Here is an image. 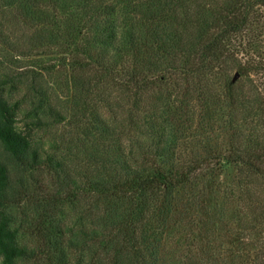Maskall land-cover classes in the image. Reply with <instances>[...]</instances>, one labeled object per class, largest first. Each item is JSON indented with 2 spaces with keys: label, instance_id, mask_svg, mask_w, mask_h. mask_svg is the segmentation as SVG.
<instances>
[{
  "label": "trees",
  "instance_id": "trees-1",
  "mask_svg": "<svg viewBox=\"0 0 264 264\" xmlns=\"http://www.w3.org/2000/svg\"><path fill=\"white\" fill-rule=\"evenodd\" d=\"M0 14L58 76L0 72V264H264V0Z\"/></svg>",
  "mask_w": 264,
  "mask_h": 264
},
{
  "label": "rangeland",
  "instance_id": "rangeland-1",
  "mask_svg": "<svg viewBox=\"0 0 264 264\" xmlns=\"http://www.w3.org/2000/svg\"><path fill=\"white\" fill-rule=\"evenodd\" d=\"M6 22L7 21L2 18L0 14V72L6 73L9 76L17 78V80L20 79V81L24 83H29L32 80V77L36 78L38 79V81L43 83L44 89H46L52 94L54 92L52 80L58 77L56 76L57 74L53 75L52 73H50L52 68H49V66L53 62L49 61V59L45 56L42 57V54L44 53L43 51L33 52L28 49H24L28 45L27 41H29L30 38H34L35 33H32L31 30L24 28L23 26L18 24V22L5 24ZM13 44L18 49L13 48ZM261 51L262 53L260 56L264 58V46ZM26 53H32V56H24V54ZM36 59L42 62L41 67H35V65H30L32 64L31 62H34ZM58 69L55 68L54 70L57 71ZM234 74L235 72L233 71L230 77L232 78ZM255 79L256 78L253 77V80ZM57 81L63 82L64 79L58 78ZM236 81L238 86L244 83V79L241 78H237ZM12 97H14L18 101H22L25 98L22 93H13ZM21 106L23 108H27L28 102L23 101ZM26 122V118H24L22 115L18 116L17 126L19 128L24 130ZM64 131L65 130H63L62 128L55 129V127H45L43 129L33 128L29 133L34 139H41L42 141H46L52 136L55 137V135Z\"/></svg>",
  "mask_w": 264,
  "mask_h": 264
},
{
  "label": "water",
  "instance_id": "water-1",
  "mask_svg": "<svg viewBox=\"0 0 264 264\" xmlns=\"http://www.w3.org/2000/svg\"><path fill=\"white\" fill-rule=\"evenodd\" d=\"M237 78H238V75L236 74V75H234V77L232 78V81L235 82V80H237Z\"/></svg>",
  "mask_w": 264,
  "mask_h": 264
}]
</instances>
